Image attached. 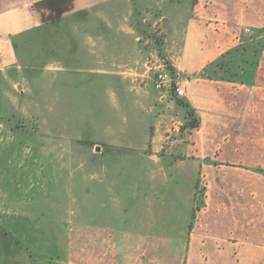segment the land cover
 I'll return each mask as SVG.
<instances>
[{
	"label": "crops",
	"instance_id": "crops-1",
	"mask_svg": "<svg viewBox=\"0 0 264 264\" xmlns=\"http://www.w3.org/2000/svg\"><path fill=\"white\" fill-rule=\"evenodd\" d=\"M118 2L128 10L138 2L159 11L163 38L157 56L168 59L184 96L154 90L151 78L150 92H141L155 121L140 152L134 178L139 187L131 193L148 213L139 229L111 221L125 212L115 203L125 205L128 193L118 188L121 200L115 201L113 187L126 176L104 165L97 144L90 142L94 153L88 155L66 149L60 128L51 134L42 123L43 177L58 188L42 190L44 209L74 212L67 250L54 264H163V253L168 264H264V203L257 200V179L264 180V0H0V116L13 109L20 92L22 42L57 21ZM112 43V50L121 51L120 67L136 65L134 44ZM217 61L226 73H214ZM113 70L106 68L127 83L126 73ZM182 103L193 113L192 127ZM171 112L181 121H173ZM180 124L185 128L178 133ZM242 176L251 179L249 186L230 182ZM199 184L204 199L197 208ZM242 192L249 193L244 204ZM167 210L177 214L166 217Z\"/></svg>",
	"mask_w": 264,
	"mask_h": 264
},
{
	"label": "rangeland",
	"instance_id": "rangeland-1",
	"mask_svg": "<svg viewBox=\"0 0 264 264\" xmlns=\"http://www.w3.org/2000/svg\"><path fill=\"white\" fill-rule=\"evenodd\" d=\"M160 15L159 11L141 8L138 2L130 10L121 2L100 5L40 29L28 42L21 43L19 57L25 74L20 92L13 109L0 116V140H7L0 142V264H54L67 250V226L74 212L46 210L42 200L44 188L58 191L43 177V122L51 134L60 128L66 146H70L66 149L79 148L88 155V151L94 153L95 144L90 142L97 144L98 152L105 154L104 165L126 176H119L113 187L115 201L121 200L116 194L120 188L128 193L125 205L115 203V207L126 209L122 218L114 215L112 223L123 224L125 229L145 227L148 213L136 204L131 193L139 187L134 178L140 152L155 121L150 100L141 92H150L149 61L159 55L163 38L157 21ZM109 29L113 31L109 33ZM124 29H130V37L119 33ZM109 42L134 44L136 65L120 67L121 51L112 50ZM58 44L66 48L57 50ZM106 68H113L114 75L126 73L127 83L114 79ZM170 96L177 98L173 93ZM170 114L177 118L173 121H181L176 112ZM178 128L179 133L185 127L180 124ZM149 167L147 164L153 169ZM231 181L243 187L249 186L251 179L242 176ZM139 182L141 187L143 180ZM257 182V200L262 204L264 180L259 178ZM198 186L197 208L203 206L204 199V186ZM248 194L242 192V204ZM174 214L177 212L164 213L166 217ZM83 218H89V211H83ZM171 220H163V224ZM165 256L163 253V264H168Z\"/></svg>",
	"mask_w": 264,
	"mask_h": 264
},
{
	"label": "built area",
	"instance_id": "built-area-1",
	"mask_svg": "<svg viewBox=\"0 0 264 264\" xmlns=\"http://www.w3.org/2000/svg\"><path fill=\"white\" fill-rule=\"evenodd\" d=\"M149 70L153 73L154 90L166 91L169 95L173 93L177 98L184 96L183 88L173 79L168 59L155 56L149 61Z\"/></svg>",
	"mask_w": 264,
	"mask_h": 264
},
{
	"label": "trees",
	"instance_id": "trees-1",
	"mask_svg": "<svg viewBox=\"0 0 264 264\" xmlns=\"http://www.w3.org/2000/svg\"><path fill=\"white\" fill-rule=\"evenodd\" d=\"M211 65L213 66V70H214L215 74H218V73H221V74L223 73L224 74V73H226L228 71V68H227V70H224L225 68H224L223 64H221L218 61L213 63V64H211ZM182 105L185 108H187V115H188V118H189V121H190L189 125L191 127L194 126L195 125V121H194V117H193L192 111L188 108V106L185 103H182Z\"/></svg>",
	"mask_w": 264,
	"mask_h": 264
}]
</instances>
